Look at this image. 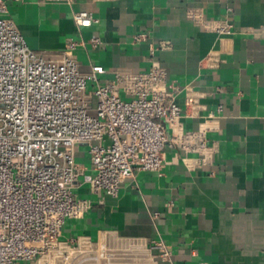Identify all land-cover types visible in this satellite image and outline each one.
<instances>
[{
  "label": "crops",
  "instance_id": "obj_1",
  "mask_svg": "<svg viewBox=\"0 0 264 264\" xmlns=\"http://www.w3.org/2000/svg\"><path fill=\"white\" fill-rule=\"evenodd\" d=\"M4 1L30 49L57 59L73 41L80 72L101 66V84L159 67L154 89L182 109L159 120L162 168L135 170L115 195L92 190L88 146L77 145L72 192L90 208L65 220L50 252L18 264H264V0ZM78 11L96 21L77 28Z\"/></svg>",
  "mask_w": 264,
  "mask_h": 264
},
{
  "label": "built area",
  "instance_id": "obj_2",
  "mask_svg": "<svg viewBox=\"0 0 264 264\" xmlns=\"http://www.w3.org/2000/svg\"><path fill=\"white\" fill-rule=\"evenodd\" d=\"M6 12L0 0V264H18L52 250L65 220L90 208L89 200L72 192L81 174L77 145L88 146L94 173L84 179L92 190L115 195L135 170L162 168L167 136L159 120L173 122L182 109L154 89L165 83L161 68L115 72L101 84V66L80 72L72 56L75 42L60 58H47L27 46ZM73 21L81 28L96 20L78 11ZM215 31L228 35L231 26L219 24ZM191 137L204 145L201 133ZM157 246L167 257L165 246Z\"/></svg>",
  "mask_w": 264,
  "mask_h": 264
},
{
  "label": "rangeland",
  "instance_id": "obj_3",
  "mask_svg": "<svg viewBox=\"0 0 264 264\" xmlns=\"http://www.w3.org/2000/svg\"><path fill=\"white\" fill-rule=\"evenodd\" d=\"M50 251H51V250H50ZM50 251H49V252H50ZM47 253H48V252H46V253H44V254H47Z\"/></svg>",
  "mask_w": 264,
  "mask_h": 264
}]
</instances>
